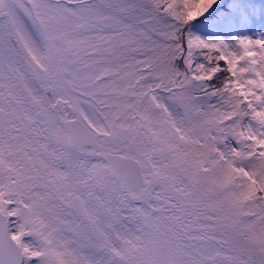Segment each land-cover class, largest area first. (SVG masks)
Returning <instances> with one entry per match:
<instances>
[{
  "label": "snow or ice",
  "instance_id": "obj_1",
  "mask_svg": "<svg viewBox=\"0 0 264 264\" xmlns=\"http://www.w3.org/2000/svg\"><path fill=\"white\" fill-rule=\"evenodd\" d=\"M0 264H264V0H0Z\"/></svg>",
  "mask_w": 264,
  "mask_h": 264
}]
</instances>
